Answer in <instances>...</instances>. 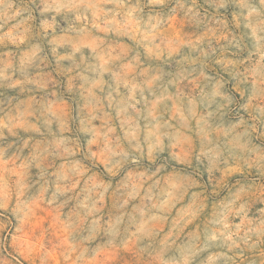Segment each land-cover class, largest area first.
I'll list each match as a JSON object with an SVG mask.
<instances>
[{
  "label": "clouds",
  "instance_id": "1",
  "mask_svg": "<svg viewBox=\"0 0 264 264\" xmlns=\"http://www.w3.org/2000/svg\"><path fill=\"white\" fill-rule=\"evenodd\" d=\"M0 264H264V0H0Z\"/></svg>",
  "mask_w": 264,
  "mask_h": 264
}]
</instances>
